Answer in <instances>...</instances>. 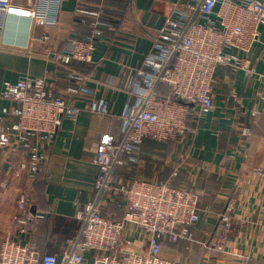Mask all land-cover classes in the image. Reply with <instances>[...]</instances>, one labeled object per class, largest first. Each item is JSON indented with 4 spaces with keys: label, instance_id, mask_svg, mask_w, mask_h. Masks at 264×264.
I'll return each instance as SVG.
<instances>
[{
    "label": "crops",
    "instance_id": "1",
    "mask_svg": "<svg viewBox=\"0 0 264 264\" xmlns=\"http://www.w3.org/2000/svg\"><path fill=\"white\" fill-rule=\"evenodd\" d=\"M30 6L34 0H11ZM102 0H63L58 24L46 26L34 18L10 15L0 49V121L15 106L2 92L21 76L46 78L57 94L71 85L63 68L49 54L63 49L72 37L91 32L75 13L78 5L98 7ZM186 0H105L113 27L98 40L93 62L78 65L90 75L73 98L83 108L67 118L50 145L37 178L21 165L25 150L0 147V241L9 235L20 243L36 241L40 252L62 254L67 240L80 228L79 207L92 199L98 171L93 158L99 146L118 140L138 99L130 90L139 80L138 68L151 50L153 36L173 15L177 2ZM238 55L243 52L234 51ZM256 73L221 71L214 93L215 106L198 122L197 134L173 142L145 138L138 159L118 173L123 182L139 178L197 190L200 220L192 240L165 241L162 254L177 264H264V25L249 55ZM235 94L237 96H235ZM261 110L260 114H254ZM251 129L244 137L242 128ZM178 170L177 176L173 172ZM260 170L261 173H257ZM30 198L29 211L41 214L30 234H19L20 194ZM233 203V228L227 250L208 248L218 214Z\"/></svg>",
    "mask_w": 264,
    "mask_h": 264
},
{
    "label": "built area",
    "instance_id": "2",
    "mask_svg": "<svg viewBox=\"0 0 264 264\" xmlns=\"http://www.w3.org/2000/svg\"><path fill=\"white\" fill-rule=\"evenodd\" d=\"M104 1L95 8L78 5L75 13L90 26V34L70 38L63 49L48 56L71 82L62 94H57L46 78L30 75L21 76L2 92L3 98L15 106L5 109L4 124L0 121V147L25 150L29 160L21 168L35 177L45 160L46 145L55 139L63 121L76 119L83 111L73 98L91 77L78 65L93 62L98 40L113 27ZM62 3L34 0L25 6L0 0V49L10 15L53 26L58 24ZM262 25L264 0L177 2L173 15L153 36L152 48L137 70L139 80L130 92L138 104L124 117L122 136L102 143L93 158L98 168L95 193L76 211L78 234L67 240L60 255L42 254L36 241L20 243L7 235L0 241V264H177L163 256V243L193 239L192 228L203 210L199 192L139 178L126 183L118 171L138 159L137 151L145 138L167 142L197 134V121L215 106L221 71L227 68L231 74L240 70L248 75L256 73L249 55L260 39ZM162 85L170 87L174 96L162 95ZM191 114L195 120L192 125L188 122ZM241 134L250 136V127H243ZM177 174L175 170L173 176ZM111 201L119 206L126 204L123 219L103 214ZM29 203L30 198L20 194L16 219L23 236L30 234L31 224L43 217L32 215ZM233 208L231 202L218 214L216 230L206 242L208 248L227 250Z\"/></svg>",
    "mask_w": 264,
    "mask_h": 264
},
{
    "label": "trees",
    "instance_id": "3",
    "mask_svg": "<svg viewBox=\"0 0 264 264\" xmlns=\"http://www.w3.org/2000/svg\"><path fill=\"white\" fill-rule=\"evenodd\" d=\"M160 93L162 95H171V96H174V93H173L172 89L170 87L166 86V85H162L160 87ZM194 121L195 120L193 119V116L191 114L189 116L188 122H189L190 125H192V124H194ZM167 142H173V141H167ZM46 159H47V154L45 156L44 162L41 164L40 169H39V171L37 173V178L40 177V173H41V171L43 169L44 164L46 163ZM125 210H126V204H123L122 206H119L117 204V201H111L103 209V214L106 215V216H108V217H112L114 219H123Z\"/></svg>",
    "mask_w": 264,
    "mask_h": 264
}]
</instances>
